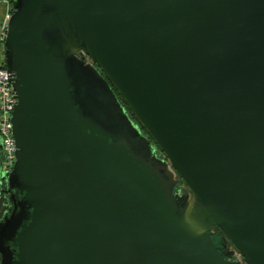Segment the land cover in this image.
I'll return each mask as SVG.
<instances>
[{
	"label": "water",
	"instance_id": "obj_1",
	"mask_svg": "<svg viewBox=\"0 0 264 264\" xmlns=\"http://www.w3.org/2000/svg\"><path fill=\"white\" fill-rule=\"evenodd\" d=\"M8 1L0 264H264V0Z\"/></svg>",
	"mask_w": 264,
	"mask_h": 264
},
{
	"label": "built area",
	"instance_id": "obj_2",
	"mask_svg": "<svg viewBox=\"0 0 264 264\" xmlns=\"http://www.w3.org/2000/svg\"><path fill=\"white\" fill-rule=\"evenodd\" d=\"M3 13L0 19V173L8 174L15 163V143L11 117L16 96L4 62V42L13 9L8 0H1ZM181 193V190H179Z\"/></svg>",
	"mask_w": 264,
	"mask_h": 264
},
{
	"label": "flooded vegetation",
	"instance_id": "obj_3",
	"mask_svg": "<svg viewBox=\"0 0 264 264\" xmlns=\"http://www.w3.org/2000/svg\"><path fill=\"white\" fill-rule=\"evenodd\" d=\"M78 57L79 58H83V55H81V54H78ZM85 60H87V58H85ZM131 119V118H130ZM132 122H133V120H132ZM133 124H134V122H133ZM135 125V124H134ZM136 126V125H135ZM138 129H139V131H140V133L142 134V131H141V129L138 127ZM143 135V134H142ZM148 141H149V144H150V147L152 148V150H153V152H154V154L159 158V156L157 155V153H156V148H155V146H154V144L151 142V140L150 139H148ZM159 153V152H158ZM161 159V158H160ZM1 174V173H0ZM181 187V186H180ZM179 189V185H178V187L176 188V190H178ZM181 189H183L182 187H181ZM182 191V190H181ZM0 200H2V208L4 209V208H6V206L9 204L8 203V201L6 200V197L4 196V195H2V194H0ZM9 206V205H8ZM7 206V207H8ZM7 209V208H6ZM212 238H213V241H214V243L216 244V246H218V248H221L222 249V247L225 245V242H224V240H222V238H221V236L218 234V233H216V234H214L213 236H212ZM232 260H240V257L239 256H237V255H234V257L232 258Z\"/></svg>",
	"mask_w": 264,
	"mask_h": 264
},
{
	"label": "rangeland",
	"instance_id": "obj_4",
	"mask_svg": "<svg viewBox=\"0 0 264 264\" xmlns=\"http://www.w3.org/2000/svg\"><path fill=\"white\" fill-rule=\"evenodd\" d=\"M1 1V0H0ZM2 13H3V6H2V4L0 3V19H1V17H2ZM131 118V117H130ZM131 120H133V118H131ZM133 122H134V124L137 126V123L133 120ZM142 131V130H141ZM142 134L145 136V137H147L146 135H145V133L142 131ZM159 152V153H158ZM156 153H157V155L159 156V158H163V156H162V154L160 153V151L156 148ZM179 190H181V187L179 186ZM181 194V193H180ZM2 200H0V220L3 218V209H2Z\"/></svg>",
	"mask_w": 264,
	"mask_h": 264
},
{
	"label": "trees",
	"instance_id": "obj_5",
	"mask_svg": "<svg viewBox=\"0 0 264 264\" xmlns=\"http://www.w3.org/2000/svg\"><path fill=\"white\" fill-rule=\"evenodd\" d=\"M0 49H1V46H0ZM6 200L8 201V199H7V198H6ZM8 205H9V204H8ZM8 205H7V206H8ZM7 206H6V208H7V209H6V208H4V209L2 208V209H3V211H2V212H3V214H4V213H5V212H6V211H7V210L10 208V206H8V207H7Z\"/></svg>",
	"mask_w": 264,
	"mask_h": 264
}]
</instances>
